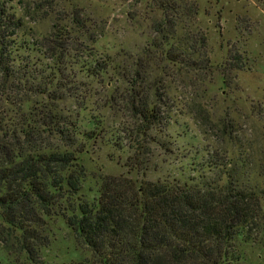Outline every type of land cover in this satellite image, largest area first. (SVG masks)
Returning <instances> with one entry per match:
<instances>
[{
    "label": "trees",
    "instance_id": "trees-1",
    "mask_svg": "<svg viewBox=\"0 0 264 264\" xmlns=\"http://www.w3.org/2000/svg\"><path fill=\"white\" fill-rule=\"evenodd\" d=\"M151 1L161 15L150 42L121 60L91 58L81 71L97 82L110 74L123 87L120 102L133 120L122 131L130 171L141 167L147 144L169 145L174 83L185 88L183 110L210 124L216 140L184 181L108 175L92 199L82 194L80 156L95 138L96 118L81 130L58 105L70 84L68 45L52 39L63 29L53 26L51 37L37 43L21 40L23 19L0 3V251L8 257L40 264L53 218L90 252L69 264H240V244L264 241V141L257 126L246 135L238 120L204 109L203 83L214 71L198 4ZM23 9L25 17L38 12ZM35 46L48 64L34 60Z\"/></svg>",
    "mask_w": 264,
    "mask_h": 264
},
{
    "label": "rangeland",
    "instance_id": "rangeland-1",
    "mask_svg": "<svg viewBox=\"0 0 264 264\" xmlns=\"http://www.w3.org/2000/svg\"><path fill=\"white\" fill-rule=\"evenodd\" d=\"M192 1L199 7L196 21L206 34L214 71L212 80L201 85L207 90L202 102L204 109L209 115L217 111L238 120L246 135L254 132L252 126H257L264 141L261 122L264 119V0ZM0 3L13 8L16 16L23 19L21 40L37 43L51 37L53 26L63 29L59 38L52 39L68 45L64 51L67 64L64 77L70 84L68 92L60 93L66 97L58 105L65 116L77 120L81 130L86 127L87 119L96 118L95 138L86 142L80 156L86 175L84 197L97 196L101 178L108 175H124L137 182L184 181L195 175L194 171L216 140V132L203 119L196 123L183 110L186 91L182 85L174 83L168 93L174 98L175 108L168 129L170 138L166 139L169 145L161 149L147 144L150 151L141 158V167L130 171L126 160L132 152L122 131L133 120L120 102L123 87L110 74L97 82L85 78L81 71L91 58L118 56L121 60L127 53L140 52L150 42L152 22L161 15L151 0H0ZM25 5L27 12L35 9L38 12L25 17ZM32 56L43 64L49 63L38 49ZM36 99L45 101L41 96ZM49 231L51 244L42 253L40 264H69L90 258V252L77 248L62 219L49 220ZM240 251V264H264V241L240 244ZM0 264L33 263L25 257L16 259L0 251Z\"/></svg>",
    "mask_w": 264,
    "mask_h": 264
}]
</instances>
